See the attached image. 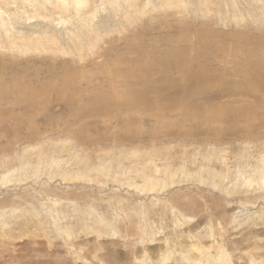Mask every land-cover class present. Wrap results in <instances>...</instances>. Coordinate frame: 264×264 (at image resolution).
I'll return each mask as SVG.
<instances>
[{
	"label": "rangeland",
	"instance_id": "374dc122",
	"mask_svg": "<svg viewBox=\"0 0 264 264\" xmlns=\"http://www.w3.org/2000/svg\"><path fill=\"white\" fill-rule=\"evenodd\" d=\"M199 1L132 0L124 18L129 0H0V33L17 21L62 31L58 51L0 43V264H264V92L237 89L264 74V0ZM103 5L119 23L110 33L91 28ZM77 27L94 46L85 56ZM167 49L216 79L206 90L181 89L175 70L165 80L153 65ZM145 77L150 99L169 84L179 101L94 118L61 99L127 102Z\"/></svg>",
	"mask_w": 264,
	"mask_h": 264
},
{
	"label": "bare ground",
	"instance_id": "6f19581e",
	"mask_svg": "<svg viewBox=\"0 0 264 264\" xmlns=\"http://www.w3.org/2000/svg\"><path fill=\"white\" fill-rule=\"evenodd\" d=\"M209 1V0H208ZM222 0H217L214 2V4L216 3L217 5H222L220 2ZM57 2L59 3H62L63 6L65 7H69L71 5L73 6H76L75 4L76 3H79V2H85V0H57ZM132 0H129V7L130 8H127V9H124L123 12H122V16L124 18H129L131 16H134L136 15L138 12H134L132 9H133V5H132ZM117 3V2H116ZM172 3H174V6H178L180 4H187L189 3L190 5L194 6L195 8L199 5H201L202 3L199 1V0H160L159 2V5L158 7H162V6H170L172 7ZM179 3V4H178ZM108 4V3H107ZM257 4V3H256ZM135 6V5H134ZM216 6V5H215ZM231 7V5H229ZM229 6L227 5L226 8H224V11H221L222 12V15L225 16L230 13L229 12ZM65 7V8H66ZM77 7V6H76ZM252 7H253V4H252ZM58 8V7H57ZM73 8V7H72ZM101 8V7H100ZM98 9V8H97ZM131 9V10H130ZM256 10V12L258 13H263L264 12V6H260V7H255L254 8ZM55 10V8H54ZM67 10H70V9H67ZM71 11V10H70ZM69 11V12H70ZM97 11V10H96ZM132 11L134 13H132ZM63 11H61L62 13ZM60 13V12H59ZM96 13V12H95ZM101 13V14H100ZM23 14V13H21ZM72 15V13H70ZM51 15V14H50ZM67 16L69 15L68 14H63V16ZM99 19H97L95 21V23L92 24L91 28H95L97 31H100L98 30L96 27H98L99 29H104L103 31H105L106 33H110V29H109V25L112 24V26L114 28H117L119 26V23L117 22V20L115 19L114 17V14L111 12V11H107V12H104V5H103V8H101L99 10ZM235 13H234V10H233V14H231V19H233L235 17ZM264 15V14H263ZM48 17V16H47ZM69 17V16H68ZM73 17V16H72ZM245 17V14L244 13H241L240 14V23L243 21V18ZM69 19H74V18H69ZM1 20V19H0ZM77 20V19H76ZM37 21V20H36ZM94 21V20H93ZM22 22V21H21ZM63 22V21H62ZM76 22V21H75ZM83 22V23H82ZM82 22H79L83 25H85V27H89L88 26V23H86L85 20H83ZM3 22L0 21V24H2ZM66 23V22H65ZM72 23H74L72 21ZM71 23V24H72ZM117 23V25H116ZM11 24V23H10ZM77 24H78V21H77ZM116 25V27H115ZM258 25H261V24H258ZM77 26V25H76ZM80 26V24L78 25ZM82 26V25H81ZM13 27V28H12ZM59 27V26H58ZM55 24H50V23H31L28 25H21V23L19 21L17 22H14L12 23V30L13 32L11 33H8L6 30L4 33H0L1 37H0V43H2V45H4L6 48V51H9V52H13V48L14 47H19V46H23L24 47V51L27 52L28 50V47L31 48V50L34 52L37 50V47H43V46H46L49 44V49L50 50H53V51H58L59 49H61L59 46H58V41H57V36H61V33L62 31H60ZM64 27V26H63ZM62 27V29H63ZM68 27V26H67ZM84 27V26H83ZM166 27L167 30H170V27L169 26H164ZM76 28V27H75ZM259 28V27H258ZM68 29L70 30H73L74 29V26L73 27H68ZM83 29V28H82ZM81 29V30H82ZM79 29L77 27V29L75 30L74 33H77V40L76 42H78L79 46H80V49H78L80 52L83 51V55H84V52L86 51H89L91 49V47H94V46H91V44L88 42V40L85 39L84 37V32L82 31V33L84 34H81L80 32H78ZM165 31V32H170V31ZM173 30V29H172ZM65 31H67L65 29ZM87 31H89V34L87 33V36L89 37L90 35V32L92 30L90 29H87ZM61 32V33H60ZM66 33V32H64ZM95 33V32H94ZM74 35V36H75ZM63 37L66 35H62ZM69 36H71V34H69ZM68 36V37H69ZM73 36V37H74ZM73 37H71L70 39L68 38V40H70L72 43H73ZM84 37V38H83ZM62 38V37H61ZM74 38V39H75ZM92 36H90L88 39H91ZM63 40V39H62ZM66 40V39H65ZM67 41V40H66ZM70 42V43H71ZM72 45V44H71ZM75 44L73 43V46ZM61 46V45H60ZM72 46V47H73ZM78 46V45H77ZM76 49V47L74 48ZM73 50V49H72ZM168 51H165V55L168 56V57H164L163 60H161L159 62V65L156 66V64H154V68L153 70L155 72H157L159 75L162 76V78H167L168 77V74L171 73V71L175 70V73L176 71H178L180 73V76L182 77L183 79V83L181 82V85L179 83V85L181 86L180 88L183 89V90H187L191 87H195L196 89H199V90H206V87L209 86L210 84H212L214 82V80L216 79L214 76L211 77L209 75H206L204 73H200L199 71H196V72H191L189 70H187L186 68V65L187 63H185L184 59L181 57V55L178 54V50L177 51H173V50H170V49H167ZM91 52V51H90ZM85 56V55H84ZM100 57V56H98ZM83 58V56H82ZM81 58V59H82ZM101 58V57H100ZM179 58V59H177ZM175 59V60H173ZM177 59V60H176ZM147 67V65H146ZM151 69V68H150ZM157 69V71H156ZM142 72V71H141ZM204 72V71H203ZM178 73V74H179ZM239 74V72H238ZM140 75V74H139ZM34 76V75H33ZM170 76V75H169ZM248 77H242L241 80H243L242 82H244L243 84H239L237 85V89L239 92H241V94L243 93V91L246 89V90H250L251 92L253 90H258L259 91H262L264 92V74H263V71H259V72H255V74H251L250 76L249 75H246ZM36 77V76H35ZM48 77V76H47ZM70 76H64L62 77V79L67 82V83H71V79L72 78H69ZM240 77V75H239ZM218 78V77H217ZM249 78V79H248ZM181 79V80H182ZM246 79V80H245ZM254 80L253 82L251 81ZM73 80V79H72ZM165 80H168L165 79ZM170 80V79H169ZM75 81V80H74ZM152 81V78H147L146 77L144 78V80H142V83L137 87V88H142L143 90H140V89H135L133 91H128V99H127V102L123 100V98H121L122 96H120L119 98L116 97L113 93V91L110 93V94H107L106 93H98L97 91L94 92L92 95H89L88 98L86 99L85 103L81 102V100L78 98V101H76L74 98H70V99H63L61 96V99L64 101V102H67V104H73L75 106H77V108L79 109H83L82 111H77L78 113H85L86 116L85 117H98V116H105V115H108L105 110L108 109L109 107H111V105H116V106H112L114 108H120L122 107L123 104H127V105H130L132 107H136L137 105H142L143 107H146L147 106V110H151L152 106L156 107L157 108V104L158 102L162 104V109H164L166 106H173V102H175L176 100L179 101L180 97H174L173 94L171 93L170 91V85H161V86H158V88L155 90L153 89L154 93H156V96H155V99H150L147 94L149 93V91H152V88H151V85L150 84H145L146 82H149L151 83ZM171 81V80H170ZM178 81V80H177ZM169 82V81H168ZM172 82V81H171ZM170 82V83H171ZM176 82V81H175ZM255 82V83H254ZM88 83V82H87ZM28 84V83H26ZM155 84V83H154ZM172 84V83H171ZM67 85V84H65ZM197 85L199 86V88L197 87ZM73 86V85H72ZM175 86V85H174ZM23 87V86H22ZM25 87V86H24ZM55 87V86H54ZM68 87V86H67ZM112 87V86H111ZM27 88V87H25ZM61 88V87H60ZM64 88V87H63ZM151 88V90H150ZM219 88H223V92H216V93H223L224 95H230L231 91L229 90L230 86H226V87H223V86H219V85H216L213 87V90H217ZM29 89V88H28ZM31 89V88H30ZM54 89V88H53ZM52 91H56L55 89ZM179 89V90H181ZM60 91H63L62 88L59 89ZM23 91V89H22ZM27 91V90H26ZM29 91V90H28ZM33 91V90H32ZM31 91V92H32ZM37 91V90H36ZM39 91V90H38ZM67 92V90H64L63 92ZM57 92V91H56ZM173 92V91H172ZM184 92V91H183ZM255 92V91H253ZM24 94V93H23ZM31 94V93H30ZM32 94H34L32 92ZM31 94V95H32ZM36 94V93H35ZM39 94V93H38ZM44 94V93H42ZM47 95H49L47 93ZM25 96V95H24ZM23 96V97H24ZM38 96V95H37ZM223 96V95H221ZM39 97V96H38ZM41 97V95H40ZM73 97V96H72ZM113 97V99H112ZM152 97V96H151ZM29 98V97H28ZM66 98V97H65ZM3 99V98H2ZM25 99V97L23 98V100ZM149 99V100H148ZM36 99H33V100H30L29 101V106H33V104L35 105ZM47 100V99H46ZM59 101V100H58ZM18 103V101H17ZM20 103V102H19ZM18 103V104H19ZM26 103V102H25ZM79 103V104H78ZM45 105V104H44ZM65 105V104H64ZM18 106V105H17ZM36 106V105H35ZM53 106V105H52ZM57 106V105H56ZM109 106V107H108ZM38 107V106H37ZM55 107V106H54ZM39 108V107H38ZM182 109H186V106L183 105L182 106ZM74 110V109H73ZM35 113V112H34ZM115 113V112H114ZM113 115H111L112 117L114 115H116L117 113H115ZM1 117V116H0ZM183 117H185V114L183 113ZM80 118V117H79ZM35 124V123H34ZM5 128V127H4ZM80 141V140H78ZM38 148V147H37ZM40 148V147H39ZM32 149V148H31ZM38 151V150H37ZM26 159V158H24ZM24 159H21L20 161V165L21 164H24L26 163L27 161ZM55 163H57L55 161ZM37 168V167H36ZM255 168L258 170L259 168H261L259 165H256ZM264 181V178L262 179Z\"/></svg>",
	"mask_w": 264,
	"mask_h": 264
}]
</instances>
